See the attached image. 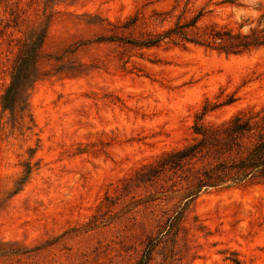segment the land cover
Returning a JSON list of instances; mask_svg holds the SVG:
<instances>
[{
	"label": "rangeland",
	"instance_id": "374dc122",
	"mask_svg": "<svg viewBox=\"0 0 264 264\" xmlns=\"http://www.w3.org/2000/svg\"><path fill=\"white\" fill-rule=\"evenodd\" d=\"M231 1L0 0V264H264V181L217 182L237 154L198 133L264 112V47L131 43L185 7L264 25V0ZM36 38L11 115L1 95Z\"/></svg>",
	"mask_w": 264,
	"mask_h": 264
},
{
	"label": "trees",
	"instance_id": "16d2710c",
	"mask_svg": "<svg viewBox=\"0 0 264 264\" xmlns=\"http://www.w3.org/2000/svg\"><path fill=\"white\" fill-rule=\"evenodd\" d=\"M232 3L231 0H225ZM188 9L184 8L176 15V20L168 28L151 34L140 40H133L142 46H157L162 41L171 40L189 42L225 54H241L253 49L264 47V25L258 24L250 28L247 33L216 23L200 24L204 13L199 10L188 16ZM113 36L108 39H113ZM32 41L25 44L17 53L16 61L11 72V80L1 95V106L11 115L25 103L26 92L36 79V58L39 44ZM228 98L226 102H231ZM202 138L209 134L220 137L227 146V150H234L237 156L229 162L216 165L214 173L217 182L231 180L241 183L251 177H258L264 181V112L239 111L228 120L216 126L204 127L198 131ZM149 254L138 264H146ZM237 262V261H236Z\"/></svg>",
	"mask_w": 264,
	"mask_h": 264
}]
</instances>
